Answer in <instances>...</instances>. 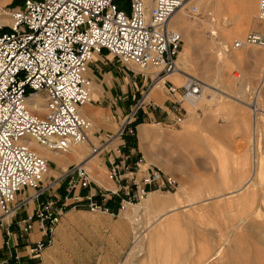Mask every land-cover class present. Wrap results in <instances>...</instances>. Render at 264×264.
<instances>
[{
    "label": "built area",
    "instance_id": "obj_1",
    "mask_svg": "<svg viewBox=\"0 0 264 264\" xmlns=\"http://www.w3.org/2000/svg\"><path fill=\"white\" fill-rule=\"evenodd\" d=\"M186 3L152 0L148 6L146 0H24L12 10L0 7L11 19V25L0 26V228H5L10 239L16 226L17 238L26 240L38 226L41 239L27 245L26 258L40 257L53 245L55 231L70 207H87L92 214L115 217L150 193L170 192L178 186L174 176L148 165L135 144L128 143V138L136 137V111L123 118L111 140L90 146L91 156L103 160L112 190L99 184L98 192L92 188L88 160L70 165L46 183L50 163L36 145L69 154L72 148L89 144L93 122L81 109L92 99L89 66L103 52L151 76L152 83L164 80L175 106L165 112L169 125H157L180 126L188 114L182 105L196 102L202 94L200 82L176 87L166 80L179 71L183 38L171 21ZM189 11L190 17L200 14L196 5ZM257 20L264 24V0H259ZM233 47L264 48V32H251ZM263 80L264 69L261 85ZM33 97L44 101V112L35 105L31 109L28 102ZM252 100V109L257 110L255 97ZM64 186L62 196L50 194ZM26 190H34L33 195L19 200ZM45 195L51 200L41 204ZM35 200L34 213L16 221ZM24 258L15 252L0 257V264H26Z\"/></svg>",
    "mask_w": 264,
    "mask_h": 264
},
{
    "label": "rangeland",
    "instance_id": "obj_2",
    "mask_svg": "<svg viewBox=\"0 0 264 264\" xmlns=\"http://www.w3.org/2000/svg\"><path fill=\"white\" fill-rule=\"evenodd\" d=\"M2 1H0V7L8 11L18 8L24 0H11L6 5ZM187 2L189 4L191 0ZM193 5L196 4L188 5L184 9L187 26L182 29L183 31L179 30L183 38L181 53L187 54L189 64L186 76L190 79L183 78L180 81L175 76L171 81L176 87L185 86L188 80L201 83L206 100L200 112L194 108L193 104L184 103L182 106L188 113L184 122L180 126L171 125L170 128L165 125L157 126L158 120L153 117L149 119L142 117L141 115L147 110L155 112L154 114L164 111L167 118L165 112L175 106L173 103L175 99L169 96L165 89H155L156 86H153L156 83H152L151 76L144 75L135 69L132 70L108 52H103L93 59L87 72V78L92 82L94 91L95 81L101 85L108 83V86L112 87L111 80L116 79V84L121 83L120 91H116L118 97L114 101H103L94 97L92 93L91 102L86 107L90 106L96 117L104 122L102 126L100 122L95 124V121H92L93 129L96 127V131L100 130V127H106L107 122L114 121V117H119L121 121V118L136 111L134 118L136 120L133 125L137 133V137L133 138L136 140L135 146L138 148L139 143L141 156L148 165L158 167L166 174L174 176L178 183L176 189L170 192L156 191L159 196L175 195L184 187L188 189L189 194H199L198 200H206V202L195 207L182 205L181 210L162 217L155 225L156 227L154 226L151 230L148 229L149 218L157 215L155 212L152 215L156 206L152 205V208H148L149 210H140L141 214H136L134 211V216L138 215L136 218L138 222L132 221L134 224L136 222L135 230L126 222L129 226H127L129 229L127 237L120 235L123 226L121 221H124L120 217L122 214L118 213L112 217L92 214L87 207L76 209L70 207L65 211L55 231L53 245L40 256L43 257L44 264H125L129 254L134 252L133 249L139 243L146 244L149 249L152 248L151 252L154 253L140 255L136 258L135 264H264V173L255 180L258 186L253 189L254 193L251 196H249L250 191L247 190L241 195L214 198L221 194L234 192L236 189L226 190L212 197L205 195L210 191L213 193L221 191L223 183L228 185L241 180L242 185L246 184L254 175L256 154L264 155V126L254 120L252 112L254 102L252 98L255 93L258 94V102L264 109V86L260 84L264 69V48L251 47L236 50L233 47L235 41L242 40L251 32H264V25L256 18L257 9L253 17L254 27L241 37L229 35L226 32L229 36L227 40H224L220 29L212 25L211 12L207 8L199 7V16H189V10ZM1 14L2 11H0ZM231 18L233 20L234 17ZM258 29L261 30L258 31ZM223 43L235 56L229 61ZM258 52L263 53L260 60L254 57ZM235 75L240 78L236 79ZM241 86L244 90L242 96ZM210 100H213V103L208 106ZM190 111L197 112V128L193 124L190 127L186 126V123L190 121ZM82 115L88 117L84 115L83 109ZM121 123L114 126L112 130L114 134ZM162 124L169 125V122ZM141 134L143 136L148 134L149 137L144 136L145 140ZM154 142H156L155 149L152 146ZM159 145H162L161 152ZM209 146L215 152L220 150L224 152V163L216 159ZM83 148L87 153L82 152ZM148 149L155 151L151 158L148 157ZM76 150L81 151V157L72 164L80 163L90 155V144L78 147ZM66 155L70 157L71 153ZM97 158L96 164H91L93 165L92 188L98 192L99 188L96 184H99L104 189H114L113 183L108 179V170L103 160L100 157ZM244 160L247 161V165ZM49 163L46 183L62 175L72 165L57 166L50 160ZM220 169L225 170L222 180L219 176ZM244 179L245 182H243ZM64 188L65 186L60 191L54 188L50 194L62 196ZM33 193L34 190H26L19 196V200L32 196ZM49 200L51 198L45 195L39 202L42 204ZM145 200L147 201L148 198ZM145 200L136 207L143 206ZM231 201L233 202L230 203ZM28 205L27 209L32 213L38 203L35 200L30 201ZM172 215H179V217H172ZM157 218L159 215L156 216ZM163 224H166V227H163L159 237L150 247L151 233L160 229ZM151 259L154 262L150 261Z\"/></svg>",
    "mask_w": 264,
    "mask_h": 264
},
{
    "label": "bare ground",
    "instance_id": "obj_3",
    "mask_svg": "<svg viewBox=\"0 0 264 264\" xmlns=\"http://www.w3.org/2000/svg\"><path fill=\"white\" fill-rule=\"evenodd\" d=\"M8 1H11V0H8ZM189 1V0H187ZM147 2V5L148 6H151L152 4V0H146ZM188 3V2H187ZM185 5V7L179 11L176 15H174V17L172 18V21H171V25L173 28L177 29L178 31L179 30H182L185 26H187L186 24V19H185V13H184V9L186 8V6L188 5H191L193 3H195L199 9V7H204V8H207L209 10V12H211V20L213 21L212 25H216L215 27L220 29L221 31V35L222 37L224 38V40H227L228 39V36L229 35H234L236 37H241L243 36V34L245 32H247L248 30H250L252 27L255 26L254 24V20H253V17H255V13L259 7V0H191V2H189V4ZM2 4V2H1ZM258 13V12H257ZM229 17V19H228ZM230 17H234L233 20L232 18L230 19ZM257 18V16H256ZM232 20L231 22H229L228 20ZM219 20V22H218ZM228 22H227V21ZM8 25H11V19L9 17V14H7V12H2V14L0 15V26H8ZM264 25V24H263ZM185 29V28H184ZM256 29V28H255ZM261 29H258V31H260ZM183 31V30H182ZM226 32L229 34L227 35ZM230 40V39H229ZM224 46V49H225V53L228 54L227 55V60H231L233 59V57H235L231 52L230 50H228V48H226V45L225 43L222 44ZM227 49V50H226ZM182 55V56H181ZM180 55V58L178 60V66H179V71L176 72L175 74L169 76L166 80H169L171 81V79L173 77H175L176 79H180V81H182V79H190L189 77L186 76V70H188V67H189V64H188V60H187V54H182L181 53ZM255 58H258L259 60L262 59L263 57V53L262 52H258L257 54L255 53L254 55ZM238 59V58H236ZM239 60V59H238ZM145 75V74H144ZM236 79H239L240 76L238 75H235L234 76ZM179 81V80H178ZM172 82V81H171ZM193 82V80H188V82L186 83L185 86L189 85V83ZM178 83V82H177ZM156 86V87H155ZM262 87L264 86V80L262 82ZM153 87H155V89H159V90H162L164 89V80H161L159 82H157ZM204 87V86H203ZM204 90L206 89L205 87L203 88ZM248 89V88H247ZM211 90V89H210ZM218 92H220L221 94L225 95L224 92L220 91L217 89ZM243 88L242 86L240 87V94L241 96L243 95ZM155 92V91H154ZM257 92V91H256ZM205 91H202V94L197 98V101L196 102H187V103H191L194 105V108L199 112H200V108L202 107L204 101L206 100V96H205ZM255 96V103H256V106H257V110H252L253 112V115H254V120L255 121H259L260 124L262 126H264V109L260 106V102H258V97L256 95V93L254 94ZM242 101V100H241ZM208 106H210L212 103H213V100H210L208 102ZM29 106L31 107V109H33L32 107L35 105L37 107V111L39 112H44L45 110L41 107L42 104H44V101H42L41 98L39 97H33L29 100L28 102ZM246 104V103H245ZM247 105V104H246ZM250 106V105H249ZM85 107V106H84ZM193 107V106H192ZM248 107V105H247ZM190 121H188V123H186V126L187 127H190L192 124L194 126H196V128L198 127V121H197V118H196V114L197 112H193V111H190ZM95 120V119H94ZM258 124V123H257ZM160 126V125H159ZM259 127V126H258ZM142 130V129H141ZM143 132V131H142ZM189 132V131H188ZM144 133V132H143ZM146 134V133H145ZM256 134H259V133H256ZM261 136V134H259ZM263 135V134H262ZM141 136L145 139L144 136L146 135H142ZM148 136V134H147ZM146 136V137H147ZM258 136V135H257ZM149 137V136H148ZM142 139V140H144ZM148 139V138H147ZM196 139V138H194ZM146 140V139H145ZM258 140V139H256ZM260 140V139H259ZM209 141V140H208ZM145 142V141H144ZM207 144V143H206ZM258 144V143H257ZM36 145V144H34ZM84 145H87V143L85 144H82V145H79L77 147H74L72 148V152L70 157L67 156L66 154H62V153H54V152H51V151H48L42 147H39L36 145V149L37 151L44 157H46L48 160L54 162L57 166H63V165H70L74 162H77L78 160H80V157H81V151L80 150H76L78 147H82ZM210 147V146H209ZM212 149V147H210ZM260 148V146H259ZM218 150H220L218 148ZM258 152V151H257ZM69 153V154H70ZM211 153L216 157V159H219L221 160V163H224V152L222 150L218 151V152H215L214 149L211 150ZM263 153V152H262ZM261 153H257L256 154V167H255V171H254V175L247 181L246 184L242 185V181L241 180H238V182H235L237 184H228V185H225L223 183V186L221 188V191L219 192H216V193H213L212 191L210 192H207L205 193V195H207V197H212L216 194H219V193H222L223 191H226V190H234L236 189L234 192H230L228 194H221V195H218L214 198H223L225 197L226 195H234V194H240L241 193H244L246 192L247 190L250 191V194L249 196H251L254 191L253 189L258 186V183H255V180L257 179V177H261L264 173V155L263 156H258L260 155ZM212 155V156H213ZM95 157L91 156V154L85 158L84 160L82 161H86L88 160V168L90 171H92V166L91 165V161L92 159H94ZM81 161V162H82ZM80 162V161H79ZM80 162V163H81ZM90 162V163H89ZM240 162V161H239ZM244 163L245 165H247V161L244 160ZM249 164V163H248ZM248 167V166H247ZM93 172V171H92ZM225 170L224 169H220V172H219V176L221 178V180L223 179L222 178V174H224ZM100 173V172H99ZM49 174V172H48ZM241 175V174H240ZM245 178V177H244ZM236 179V178H235ZM243 179V178H242ZM100 180V179H99ZM243 182H245V179L243 180ZM261 189V188H260ZM179 192L176 193L175 195H171L169 197H160L158 193H154L153 194H149L148 195V200L146 201L145 198L144 200L146 201L143 206H140V208L136 207V205H128L126 207L125 210H123L121 212V214H125L127 211H130L131 210V207H136V214L140 213L141 214V211L142 210H146L148 208H152L151 206L154 205L156 206V210L152 212V215L153 213L155 212L158 216L159 215V218L156 219V216H150L149 218V224L148 225V229L151 230L159 221L160 219H162V217L166 216L167 214L169 213H174L176 211H178L180 209V207L182 205H184V207H195L197 205H200V204H203L206 202V200H198L199 199V194L198 195H191L189 194V191L187 188H181L180 190H178ZM258 191V190H257ZM256 192V191H255ZM258 193V192H257ZM261 194V193H260ZM239 195V196H240ZM201 197V196H200ZM213 199V198H212ZM31 200V199H30ZM233 201H231L230 203H232ZM208 203V202H207ZM183 208V207H181ZM141 210V211H140ZM149 210V209H148ZM181 210V209H180ZM140 211V212H139ZM144 212V211H143ZM142 212V214H143ZM165 213V214H161V213ZM256 212V211H255ZM148 213V211L146 212ZM146 213H144L145 215H147ZM127 214V213H126ZM133 215V214H132ZM140 216V215H139ZM148 216V215H147ZM176 217L179 215H175ZM172 215V217H175ZM181 216V215H180ZM138 215L136 216L135 215V221H137V218ZM171 217V218H172ZM127 218V216H126ZM132 218V217H131ZM181 218V217H180ZM169 219V218H168ZM247 219V218H246ZM245 219V220H246ZM194 220V219H193ZM130 221V220H129ZM163 221V220H162ZM178 221V220H177ZM189 221V220H188ZM180 222V220H179ZM179 222H178V225H179ZM258 222V221H257ZM141 223V222H140ZM166 224H163L162 226H160V229H156L154 230L151 235H150V240H149V245L150 247H152L153 245V242L154 240L159 237L160 233H161V230L163 229V227L165 226ZM241 225V223H240ZM263 225V224H262ZM136 227V226H135ZM156 227V226H155ZM166 227V226H165ZM138 228V227H137ZM238 228V226H237ZM170 229V228H169ZM171 230V229H170ZM229 230V229H228ZM236 230V229H235ZM234 230V231H235ZM139 231V230H138ZM166 231V230H165ZM164 231V232H165ZM233 231V230H232ZM149 233V232H148ZM137 234V233H136ZM241 234V233H240ZM231 235V234H230ZM167 236V234H166ZM240 236V235H239ZM242 236V234H241ZM142 237V236H141ZM238 237V236H237ZM230 238V237H229ZM137 239H139L137 237ZM245 239V238H244ZM143 240V239H142ZM161 241V240H159ZM231 241V240H230ZM165 242V240H164ZM239 242V241H238ZM157 243V242H156ZM164 244V243H163ZM238 246H240L239 244H237ZM157 246V244H156ZM157 248V247H156ZM150 250V252H149ZM159 250V249H158ZM162 250V249H161ZM134 251V252H133ZM133 253L129 254L128 258H127V261L125 262V264H135V260L136 258H138L140 255H150V253H154V252H151L152 251V248L149 249L147 247V245L143 244V243H139L134 249H133ZM211 251V250H210ZM158 252V251H156ZM210 254V252H209ZM152 255V254H151ZM208 255V254H206ZM202 256V255H201ZM202 258V257H201ZM200 258V260H201ZM214 259V258H213ZM188 260V259H187ZM203 260V259H202ZM141 261V260H140ZM150 261H153V259H151ZM198 261V260H197ZM154 262V261H153ZM210 262V261H209ZM150 263V262H149ZM193 263V262H192ZM199 263V262H198ZM151 264V263H150ZM171 264V263H170ZM208 264V263H207Z\"/></svg>",
    "mask_w": 264,
    "mask_h": 264
},
{
    "label": "crops",
    "instance_id": "obj_4",
    "mask_svg": "<svg viewBox=\"0 0 264 264\" xmlns=\"http://www.w3.org/2000/svg\"><path fill=\"white\" fill-rule=\"evenodd\" d=\"M2 2L5 5L8 4V0H3ZM94 78H95V75H94ZM116 81H117L116 79L115 80H111L112 87L108 86L109 85L108 83H103V85H101V84H99V83H97L95 81L96 88H95V91L93 90L94 97H96L97 99H102L103 101H110V100L114 101V99L116 97H118L116 91H120L119 86H121V83H117L116 84ZM86 106L82 108L83 112H84V115H87L92 121L95 119L94 120L95 124H96V122H98V123L100 122L102 124V126H104V122L102 120L100 121L98 119V117H96L95 113H93V111L91 110L90 106H88V107H86ZM82 109H81V113H82ZM154 113L155 112H149V111L146 110V111H144V113L141 116L145 117L147 119L153 117L154 119L158 120L157 123L158 122L165 123V122H169L170 121L169 118L165 117L164 111L163 112L162 111L159 112L160 114H157L158 112H156V114H154ZM113 120H114V121H112L113 123L106 121L107 122L106 127H102V128L100 127L99 128L100 130L96 131V127H94L93 131H91L89 133V144H90V146L92 145V146L96 147V144H98V146H100V145L104 144L105 142H107L108 140H111L114 137V135L116 133L114 134L112 132V130H113L114 126L119 125L123 119L121 118V121H120L119 117H114ZM157 126H159V125H157ZM160 126H162V125H160ZM138 136H139V126H138ZM118 142L119 141H117V140L114 141V143L112 145H110V148H112L114 146V144H117ZM152 146L155 149L156 142H154V144H152ZM161 146L162 145H159L160 152H161V150H163ZM148 150H149L148 157L151 158L152 154L155 151H152V149H148ZM150 150H151V153H150ZM138 151H139V153L142 154V152L140 150L139 143H138ZM82 152L87 153L84 148L82 149ZM97 159H98L97 157L92 159L91 164L92 163L96 164ZM154 193H157V192H154ZM150 194H153V193H150ZM28 206L29 205L27 204V206L24 208V210L16 218V221H20V220L26 219L27 217H29L31 214L34 213V210L32 211V213H30V211L27 209ZM134 209L135 208L131 207V210L126 212L127 214L126 213L122 214L124 216L120 215V217L124 220V221H121L123 223V226H122V229H121V233H120V235L122 234V237L123 236L127 237V234L129 233L128 232V230H129L128 227L129 226H128V224H126V222H128L129 225L132 226V229L135 230V226L134 225L136 224V222H135V224H134V222H132L133 220H135L134 214L136 213V210H134ZM134 211H135V213H134ZM126 216H127V218H126ZM12 230H13L14 234L11 236L10 239H8V237H7L6 233H5L6 232L5 228H0V257H7L11 253H15L16 252V253H19L20 255H22L23 257H25L24 261L26 262V264H44L43 257H36L34 259L26 258V247H27V245L31 244V243H35L36 241L41 239V233H40V231L38 229V226L35 225L33 232L29 235V237L26 240H19L17 238V228H16V226H14L12 228ZM7 242L9 243V245H7Z\"/></svg>",
    "mask_w": 264,
    "mask_h": 264
},
{
    "label": "trees",
    "instance_id": "obj_5",
    "mask_svg": "<svg viewBox=\"0 0 264 264\" xmlns=\"http://www.w3.org/2000/svg\"><path fill=\"white\" fill-rule=\"evenodd\" d=\"M128 143L129 144H135L136 143V140L133 139V138H128Z\"/></svg>",
    "mask_w": 264,
    "mask_h": 264
}]
</instances>
